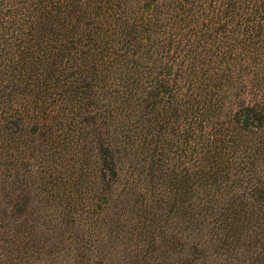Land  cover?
I'll list each match as a JSON object with an SVG mask.
<instances>
[{
    "label": "trees",
    "instance_id": "16d2710c",
    "mask_svg": "<svg viewBox=\"0 0 264 264\" xmlns=\"http://www.w3.org/2000/svg\"><path fill=\"white\" fill-rule=\"evenodd\" d=\"M0 264H264V0H0Z\"/></svg>",
    "mask_w": 264,
    "mask_h": 264
}]
</instances>
